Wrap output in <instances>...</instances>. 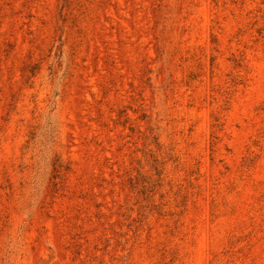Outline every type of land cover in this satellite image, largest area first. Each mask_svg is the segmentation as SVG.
<instances>
[{
    "label": "rangeland",
    "instance_id": "rangeland-1",
    "mask_svg": "<svg viewBox=\"0 0 264 264\" xmlns=\"http://www.w3.org/2000/svg\"><path fill=\"white\" fill-rule=\"evenodd\" d=\"M0 264H264V0H0Z\"/></svg>",
    "mask_w": 264,
    "mask_h": 264
}]
</instances>
